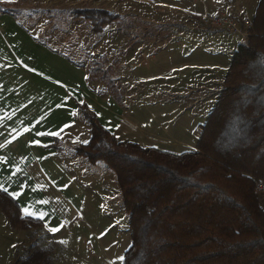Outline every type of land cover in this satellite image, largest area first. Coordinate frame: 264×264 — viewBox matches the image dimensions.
<instances>
[{"label": "trees", "instance_id": "trees-1", "mask_svg": "<svg viewBox=\"0 0 264 264\" xmlns=\"http://www.w3.org/2000/svg\"><path fill=\"white\" fill-rule=\"evenodd\" d=\"M0 11L14 14L11 8ZM73 13L94 32L120 18L101 7H77ZM252 22L198 127L195 149L172 153L118 140L80 105L90 137L73 150L114 172L130 229L122 264H264V205L254 189L255 180L264 179V0ZM106 62L105 54L95 56L87 81L111 84ZM0 212L14 229L43 225L23 215L4 190ZM49 256V250L33 249L19 264H47Z\"/></svg>", "mask_w": 264, "mask_h": 264}, {"label": "crops", "instance_id": "crops-1", "mask_svg": "<svg viewBox=\"0 0 264 264\" xmlns=\"http://www.w3.org/2000/svg\"><path fill=\"white\" fill-rule=\"evenodd\" d=\"M33 1H38V4H33ZM59 1L65 0H52L53 5L49 6L46 5L47 0H0L1 8L14 10V14L0 11V184L18 202L23 215L43 217L40 219L43 225L38 228L39 235L45 236L51 242L57 240L56 235L61 228L69 226L79 217L81 220L86 217L91 208V197L96 192L95 188L102 182V179L95 177L94 171L102 169V176L108 174L102 167L95 168L97 163L90 164L92 168L86 166L73 150L76 145L86 142L90 137V126L80 110V105L91 110L101 125L118 140L136 142L142 147H155L172 153H175L172 151L174 147L191 146L185 140L173 136L168 125L172 119L160 121L155 118L153 112L147 116L140 115L135 108L138 97L130 101L122 98L126 88L121 101H116L107 93H98L99 87H94V83L99 81H87L90 64L66 53L62 47L47 39L45 28L47 25L53 26L55 19L46 20L37 16L45 13L48 7H61L58 5ZM90 1L92 4L88 3ZM104 1L68 0L65 2V9L104 8ZM227 5L229 7H223L232 15H237L238 12L234 13L233 10L235 7L231 3ZM205 11L209 12L205 9L193 13V19L170 23L180 25V30L194 29L206 32L212 39L223 40V29L209 28L200 22V15ZM130 39L128 34L122 32L117 36L121 46L129 47L132 43L140 42L134 45V53L139 65L144 64L146 60L141 58V49L146 44L154 46L157 37L151 35L148 40L133 37V42L128 44ZM238 43L226 50L223 63L216 57L219 51H215L212 56V60L216 61L215 66L210 68L219 69L221 74L228 69ZM99 46L100 43L98 48ZM185 49L186 47L182 46L177 52L170 53L165 48L164 51L158 52V55L150 53L149 56L155 62L160 60L156 65L163 67L167 73L175 72L179 67L180 71L186 69L188 75L191 67L200 69V60L206 57L209 48L201 50L198 46L193 54V61L187 59ZM182 53L183 56L178 57L181 61H175L174 56ZM123 56L122 61L117 63L118 69L121 64L126 65V62H129L128 53ZM168 59L169 63L164 65ZM202 69L205 70L206 67ZM223 80L224 77L218 76L217 84H213L214 89H209L215 90L212 106L223 88ZM182 81L190 84L185 75L180 76L177 83ZM181 91L182 89L173 88L170 93L151 98L150 104L156 108L166 106V102L173 103L176 106L174 109L177 108V111H174L177 115L183 111L184 106H188L184 101L191 100H182L185 96ZM204 97L205 95L202 97L196 94L192 101H203ZM181 121L178 120L176 127L173 126L177 133L182 130L179 125ZM195 145H192L190 150L195 149ZM25 208L31 215L24 213ZM52 227H59V231H50ZM1 230L5 231L6 235L14 231L12 227L7 226ZM26 231L30 235L31 230ZM30 243L29 237L22 243H16V247L22 248L21 260L31 251ZM10 244L12 248L15 243L10 241ZM1 258L0 255V260ZM56 259L51 253L47 264H57ZM14 262L15 252L12 250L10 261L5 264Z\"/></svg>", "mask_w": 264, "mask_h": 264}, {"label": "rangeland", "instance_id": "rangeland-1", "mask_svg": "<svg viewBox=\"0 0 264 264\" xmlns=\"http://www.w3.org/2000/svg\"><path fill=\"white\" fill-rule=\"evenodd\" d=\"M258 1L105 0L104 8L119 14L120 18L107 26L102 32L92 31L89 21L84 17L74 15L73 8L65 9V5H67L65 2H68V0L59 1L58 5L61 7L52 6L46 8L47 11L37 17L46 20L55 19L56 23L53 26L47 25L45 28L47 39L52 40L55 45L62 47L66 53L75 56L81 61H85L88 65L95 56L105 54L107 62L103 65V68L109 65L108 74L111 76V84L107 80L105 82L98 79L99 83H94V87H99L98 93H107L118 101L123 96L126 88L122 98L125 97L126 100L130 101L138 97L139 99L135 101V108L138 109L140 115L147 116L150 112H153L155 118L160 121L172 119V122H168V125L171 127L170 131H172L173 136L176 139L185 140L191 145L172 149L173 152L180 153L190 150L192 145L196 144L199 136L198 127H202L213 107L215 90L209 89H214L215 85L213 84H217L218 76L223 78L227 72L226 69L221 74L219 69L210 68L215 66L216 62L212 60L213 53L219 51V55L217 54L216 57L219 58V62L223 63L225 61V55L223 54H226V50L232 45H236L238 41L233 40L227 32H224L226 39L216 40L210 38L206 32L194 29L192 31L180 30V25H171L170 22L187 18L193 19V13L204 11L205 9L213 12L220 6H228L227 3H231L235 7L233 8L235 10L234 13L238 12L236 16L245 15L248 18H252ZM53 3L52 0H47L46 5H53ZM88 3L92 4V1ZM33 4L37 5L38 1H33ZM231 9L232 7H230ZM150 20L152 21L150 22ZM121 32L131 37L128 44L133 42V37L145 38V40H148L151 35L157 37L154 46L152 45L151 47L146 44L141 49V58L146 60L144 64L139 65V60L134 53V45L136 46L140 42H137V44L132 43L129 47L126 44V46H121L117 40V36ZM74 40L78 42L76 43ZM98 43H100L99 48ZM182 46L186 47L184 53H187L189 61L194 60L193 54L198 46L201 50L209 48V51H206L209 59L207 55L201 58L200 69L191 67L188 75H186V69L180 71L179 67L175 72L167 73L163 67L156 65L160 63V60L155 62L149 56L150 53L158 55L157 53L164 51L165 48L170 53H175ZM139 51L138 49L137 52ZM220 52L223 56L220 55ZM126 53L129 55V62L127 61L126 65L121 64L118 69L117 63L122 61L123 54ZM184 53L176 54L174 60L181 61L178 57L183 56ZM169 60L164 65L168 64ZM202 67H206V69L203 70ZM182 75H185L186 79L190 81L189 86L185 81L177 83V80ZM96 80L89 82L92 83ZM173 88L182 89L180 93L185 96L182 100L191 99L187 102L184 101L188 106H184L181 113L176 115L174 111H177V108L174 109L176 106L170 102H164L167 104L164 107L154 108L151 106V98H157L163 93H170ZM112 90H116V96L112 93ZM196 94L202 97L205 95L204 100L201 101L200 99L199 102L198 100L192 101L193 97L196 98ZM165 100L172 101L169 99ZM137 101L142 104L139 105ZM178 120H182L181 124H179L182 130L179 133L173 129V126L176 127L178 124ZM80 158L86 166L91 167L92 164L84 157L80 156ZM100 167L109 175L104 174L102 176V169L94 171L95 177L102 179V182L104 180V183L100 182L99 186L95 188L96 192L91 197V199L93 198L91 200V208L86 217L83 220L79 217L77 221H73L69 226L61 228L59 234L56 235L57 240L54 242L49 241L45 236H40L39 227L29 228L31 230L29 232L30 235L24 229H17L18 231H16L14 228L12 234L8 233L6 235L1 228L6 226L8 228L10 225L4 216L0 214V218H2L0 219V255L2 257L0 264L10 261L12 250L15 252L14 264H19L22 258V248L20 246L16 247V243H22L27 237L31 240V250L37 248L50 250V254L52 253L57 258V264H122L120 258L123 257L124 251L130 244L128 218L120 201L114 172L102 162H97L95 168ZM10 241L15 243L12 248Z\"/></svg>", "mask_w": 264, "mask_h": 264}, {"label": "built area", "instance_id": "built-area-1", "mask_svg": "<svg viewBox=\"0 0 264 264\" xmlns=\"http://www.w3.org/2000/svg\"><path fill=\"white\" fill-rule=\"evenodd\" d=\"M199 19L203 25L209 28L223 29L233 40L238 42L243 41L253 29L252 18L245 15H232L222 6L213 12H204ZM254 189L260 202L264 205V179H256Z\"/></svg>", "mask_w": 264, "mask_h": 264}, {"label": "snow or ice", "instance_id": "snow-or-ice-1", "mask_svg": "<svg viewBox=\"0 0 264 264\" xmlns=\"http://www.w3.org/2000/svg\"><path fill=\"white\" fill-rule=\"evenodd\" d=\"M0 190H5V191H6L7 189L4 188L2 184H0ZM23 211H24V213H25L26 215H31V213H29V211H28L27 208H25ZM34 218L42 219L43 217L40 216V217H34ZM60 227H62V225H61ZM50 231H52V232L59 231V227H52V228L50 229ZM120 259L123 260L124 258L121 257Z\"/></svg>", "mask_w": 264, "mask_h": 264}]
</instances>
